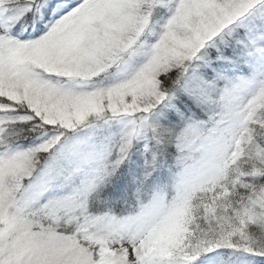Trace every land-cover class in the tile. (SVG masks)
<instances>
[{
  "label": "snow or ice",
  "instance_id": "1",
  "mask_svg": "<svg viewBox=\"0 0 264 264\" xmlns=\"http://www.w3.org/2000/svg\"><path fill=\"white\" fill-rule=\"evenodd\" d=\"M0 264H264V0H0Z\"/></svg>",
  "mask_w": 264,
  "mask_h": 264
}]
</instances>
